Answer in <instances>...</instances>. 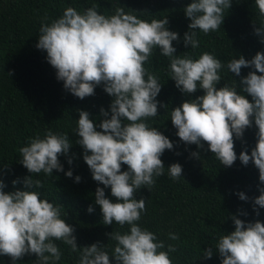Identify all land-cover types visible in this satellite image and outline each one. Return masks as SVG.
Segmentation results:
<instances>
[{"label":"clouds","instance_id":"9594fccd","mask_svg":"<svg viewBox=\"0 0 264 264\" xmlns=\"http://www.w3.org/2000/svg\"><path fill=\"white\" fill-rule=\"evenodd\" d=\"M255 5L264 17V0H255ZM231 6L232 0H191L184 8L190 19L189 30L183 36L185 47H199L197 30L206 35L218 31ZM168 23L167 16L149 21L135 10L126 12L124 6L103 14L95 4L83 11L69 6L50 23L47 17L42 20L35 46L46 51V59L63 87L84 99L102 85L112 97L110 112L100 109L104 119L99 125L88 111H79L76 143L82 146L83 159L98 182L95 204L100 206L103 224L115 222L129 228L123 233L116 230L106 234L108 240L115 241L111 255L100 241L77 245L75 229L66 222V212L62 215L63 206L41 199L36 189L43 188V182L33 179V174L52 176L54 169L64 171L59 156L66 155L72 145L67 133L48 129L19 148L20 162L31 174L24 178L25 190L6 192L0 179V255L10 257L12 264L26 254H35V264H56L62 253L54 241H62L71 252L78 253L79 264H112L110 257L115 264H173L169 254L177 250L175 245L166 246L156 233L140 226L146 199L135 195L142 187L150 190L155 178L164 175L166 167L161 157L174 147L173 141L148 123V118L158 116V106H165L157 100L162 88L158 76L145 67L157 49L169 58V76L183 94L191 97L198 88L203 89L202 95L184 100L171 110L170 119L180 141L195 144L198 149L206 143L225 167H231L237 159L245 166L251 161L264 184V51H257L250 60L243 55L229 60L226 68L237 77L242 68L253 70L241 77L239 84L233 79L218 88L225 67L222 61L207 51L195 59L174 55L173 41L179 42L180 37L169 30ZM253 25L264 43V20L259 26L255 22ZM253 122L257 128L255 147L250 154L242 150L237 157L235 140H242ZM190 155L200 156L198 151ZM72 162L69 157L68 163ZM123 165L127 170H122ZM167 174L173 180L180 179L182 165L170 164ZM65 175L72 177L73 171L69 169ZM80 180L77 175L75 181ZM12 183L16 185L18 180ZM107 187L115 202L106 196ZM259 193L252 198L257 216L259 208H264V187H259ZM237 195L249 200L242 191ZM93 210L90 205L88 212ZM231 219L234 230L221 234L215 244L221 264H264V222H246L236 214ZM168 237L179 240L176 233L170 232ZM203 255L210 259L213 247L204 249Z\"/></svg>","mask_w":264,"mask_h":264},{"label":"trees","instance_id":"16d2710c","mask_svg":"<svg viewBox=\"0 0 264 264\" xmlns=\"http://www.w3.org/2000/svg\"><path fill=\"white\" fill-rule=\"evenodd\" d=\"M191 0H0V179L6 187L4 191L24 189V178L28 170L20 162L19 148L27 145L29 138L37 134L44 135L46 130L62 132L69 135L72 145L66 155L59 156L64 171L53 170L52 176L44 173L33 174V179H41L43 188L36 189L41 199L63 206L62 215L75 229L78 246L91 245L100 241L106 245L109 255L115 241L108 240L107 233L119 230L127 231L129 226L121 228L115 222L105 225L100 206L95 204V190L98 182L83 159V148L76 143L79 111L86 110L90 118L99 125L103 116V107L110 112V97L103 86L95 88V94L80 99L63 87V81L57 80L56 70L47 61L46 51L38 49L39 29L42 20L52 19L63 14L69 6L83 11L93 4L99 12L112 14L115 7L124 6L125 11L135 10L140 18L151 20L167 16V27L179 34V42L173 41L176 48L174 55H190L199 58L203 52L213 53L225 67L221 70L222 80L217 87L230 83L233 79L239 84L251 68H242L239 77L229 73L226 65L229 60L243 55L251 59L257 51H264V43L254 32L253 22L259 26L261 17L255 0H232L231 8L226 11L224 22L218 31L204 34L197 30L200 45L192 49L185 47L183 36L188 31L190 19L184 8ZM169 58L154 50L145 67L156 74L162 84L157 100L158 116L148 118L151 126L157 127L174 142L172 150H165L161 159L165 165L163 176L157 177L149 190L142 187L136 192V198L146 199V212L138 222L141 227L156 233L160 240L176 247L170 253L173 264H221V257L215 250V244L223 233L234 230L232 214L242 220L264 222V208H259V216L253 207L252 198L258 196L259 171L250 161L247 166L239 159L231 167H225L204 147L198 149L195 144L186 145L180 141L177 129L172 125L170 113L184 100L203 94L197 90L191 97L183 94L169 76ZM259 74V73H258ZM242 87V85H240ZM251 100L250 96H247ZM99 129V127L97 128ZM257 128H248L241 139L235 140L237 157L242 150L249 154L256 144ZM198 151L199 158L192 157L191 152ZM69 157L73 162L68 163ZM179 162L183 167V177L173 180L167 174V167ZM73 171L72 177L65 172ZM127 170V165L122 166ZM81 177L80 182L75 177ZM18 180L16 185L12 181ZM100 187L104 185L100 184ZM244 192L249 200L244 201L237 195ZM106 196L115 202L110 187L105 188ZM93 207L91 213L89 206ZM242 213H247L243 215ZM176 233L179 240L173 241L168 233ZM61 250V259L56 264H79L78 253L71 252L70 246L62 241H54ZM213 247V256L207 259L204 249ZM167 250V247L164 249ZM35 254H26L16 264H35ZM115 264L113 257H110ZM0 264H12L11 258L0 255Z\"/></svg>","mask_w":264,"mask_h":264}]
</instances>
